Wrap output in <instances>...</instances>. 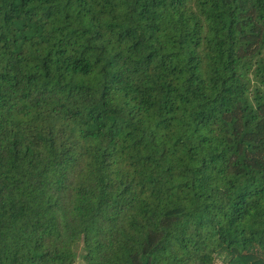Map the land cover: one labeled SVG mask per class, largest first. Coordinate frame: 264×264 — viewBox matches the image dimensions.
<instances>
[{
  "label": "trees",
  "instance_id": "trees-1",
  "mask_svg": "<svg viewBox=\"0 0 264 264\" xmlns=\"http://www.w3.org/2000/svg\"><path fill=\"white\" fill-rule=\"evenodd\" d=\"M0 264H264V0H0Z\"/></svg>",
  "mask_w": 264,
  "mask_h": 264
},
{
  "label": "rangeland",
  "instance_id": "rangeland-1",
  "mask_svg": "<svg viewBox=\"0 0 264 264\" xmlns=\"http://www.w3.org/2000/svg\"><path fill=\"white\" fill-rule=\"evenodd\" d=\"M77 253H78V255H80V254H81V252H80L79 250H78V252H77Z\"/></svg>",
  "mask_w": 264,
  "mask_h": 264
}]
</instances>
